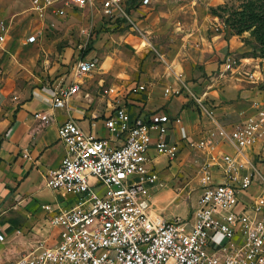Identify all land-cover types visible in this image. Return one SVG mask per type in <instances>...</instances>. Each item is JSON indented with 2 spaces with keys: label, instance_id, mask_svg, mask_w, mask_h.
I'll use <instances>...</instances> for the list:
<instances>
[{
  "label": "built area",
  "instance_id": "built-area-1",
  "mask_svg": "<svg viewBox=\"0 0 264 264\" xmlns=\"http://www.w3.org/2000/svg\"><path fill=\"white\" fill-rule=\"evenodd\" d=\"M30 1L34 13L48 19L46 26L25 36L27 43L54 35L69 9L92 11L106 26L123 20L131 30L137 29L128 0ZM149 3L140 0L141 6ZM215 30H219L218 25ZM6 34L7 25L0 21V42ZM98 66L95 57H77L70 70L80 76ZM219 66L220 74L238 71L242 60L227 53ZM243 73L250 80L254 78L253 71ZM101 87L103 95L118 96V89ZM145 90V84L135 82L121 96ZM182 90L201 115L215 121L204 96L195 95L185 85L165 92L179 96ZM78 91L77 82L59 87L52 107L63 108ZM254 108L253 115L233 126L215 124L197 138L187 134L179 116L163 111L131 116L124 104L114 105L105 117L107 138L85 132L74 119L64 121L57 129L64 154L59 165L45 173L44 180L48 188L72 195L75 203L68 209L43 205L50 225L60 230L58 243L41 245L35 253L7 264H264V173L243 154L258 146L257 154L264 159V102L255 103ZM33 116L43 124L49 121L43 111ZM175 127L180 140L200 154V194L192 217L166 219L151 213V191L159 178L150 164L149 151L176 159L179 144L169 139ZM222 141L236 153L220 150L218 143ZM3 239L0 233V241Z\"/></svg>",
  "mask_w": 264,
  "mask_h": 264
},
{
  "label": "crops",
  "instance_id": "crops-1",
  "mask_svg": "<svg viewBox=\"0 0 264 264\" xmlns=\"http://www.w3.org/2000/svg\"><path fill=\"white\" fill-rule=\"evenodd\" d=\"M10 1L0 0V21L7 25L5 39L0 42V233L4 237L0 241V264L35 253L41 245L53 246L60 239V230L50 225L49 213L42 206L68 209L75 203L72 195L48 188L44 180L45 173L56 168L64 154V145L57 136V129L64 121L74 119L85 132L107 138L104 119L114 105L124 104L131 116L155 111L179 116L187 134L197 138L215 124L233 126L255 113V103L264 102V88H261L264 59L245 54L248 49L240 39L226 32L218 22L219 30H215L216 25L209 15H192L188 9L176 10L177 5H181L178 0H150L145 6L140 5V0H128L130 15L137 20V29L144 39L134 46L135 51L142 56L153 50L158 57L145 60L142 69L126 79L117 78L119 71L114 67L104 71L103 62L111 59L112 64L113 58L106 55L101 59L95 55V50L81 56L98 59L99 66L91 73L76 76L71 70L66 72L69 58L63 55L54 66L56 75L34 74L33 59L28 52L35 50L44 36L33 43L20 37L24 26L21 11ZM69 11L67 14L71 9ZM182 14L188 18L182 20ZM94 18L100 26L96 13ZM108 27L106 34H117L133 47V35L127 22L119 20ZM128 34L131 37L128 38ZM227 53L240 58L242 66L238 71L220 74L219 64ZM243 71H253L254 78L248 79ZM73 82L79 83V91L63 108H53L54 91ZM105 82L118 89L116 98L102 94L101 85ZM135 82L145 84L146 90L121 96ZM182 85L195 95L208 96L214 122L201 115L185 90L179 96L165 92ZM36 111L45 112L49 121L43 124L35 118ZM169 139L178 142L180 152L176 159L169 160L151 149L150 164L155 170L188 161L190 154L198 164L200 154L180 140L176 127L170 131ZM218 145L226 153H236L227 142ZM257 152L258 146L243 154L264 173V159L262 161ZM151 213L162 216L152 208Z\"/></svg>",
  "mask_w": 264,
  "mask_h": 264
},
{
  "label": "rangeland",
  "instance_id": "rangeland-1",
  "mask_svg": "<svg viewBox=\"0 0 264 264\" xmlns=\"http://www.w3.org/2000/svg\"><path fill=\"white\" fill-rule=\"evenodd\" d=\"M241 1L178 0L181 5L180 7L177 5L176 10L182 12V9H188L192 15H209L213 20V25H217L218 22L222 27H225L223 21L232 10L239 7ZM10 2L21 11L24 25L20 35L21 38L25 39V35L29 32H33L41 26H46L48 18L46 16L42 18L38 17L31 9L30 0H11ZM69 15L72 17H69ZM94 16L95 13L92 11L84 13L83 11L73 9L65 17V21L58 24V31L54 35L49 34L40 38V41L36 45L37 48L28 52V56H31L33 59V73H41L43 76L48 75V73L56 75L54 66H56V63H59V59L63 55L69 58L68 70H66L68 72L75 57L86 56L95 50V55L101 59L106 55L113 58L112 64L111 59H106L103 62L102 69L104 71H110L111 67H114L119 71L117 78L126 79L131 75L133 76V74H137L142 69V64L145 60L158 57L153 50L145 52L142 56L135 51L134 46L140 40H144L138 29L131 30L130 32L134 40L132 42L133 47H131L117 34H106V29L109 27L105 25L106 23H102L100 19L99 26ZM187 18L185 14H182V20H186ZM233 35L237 36L242 45L248 49V53L245 54L264 59V56H261V48L250 31ZM129 37L131 36L128 34ZM157 61L154 60V62ZM61 65H65V63H61ZM106 86L108 84L105 82L104 87ZM261 88H264V83ZM207 98L208 96L205 98L206 102L209 101ZM189 156L188 161H180L179 163H174V165L169 164L166 167H156L159 180L154 189H152L150 203L151 208L164 217L177 215L182 218H190L197 207V199L200 194L197 172L198 164L197 160L193 161L192 154Z\"/></svg>",
  "mask_w": 264,
  "mask_h": 264
},
{
  "label": "trees",
  "instance_id": "trees-1",
  "mask_svg": "<svg viewBox=\"0 0 264 264\" xmlns=\"http://www.w3.org/2000/svg\"><path fill=\"white\" fill-rule=\"evenodd\" d=\"M223 24L224 30L231 34L250 31L261 48V56H264V0H242Z\"/></svg>",
  "mask_w": 264,
  "mask_h": 264
},
{
  "label": "bare ground",
  "instance_id": "bare-ground-1",
  "mask_svg": "<svg viewBox=\"0 0 264 264\" xmlns=\"http://www.w3.org/2000/svg\"><path fill=\"white\" fill-rule=\"evenodd\" d=\"M156 216H158V215H156Z\"/></svg>",
  "mask_w": 264,
  "mask_h": 264
}]
</instances>
